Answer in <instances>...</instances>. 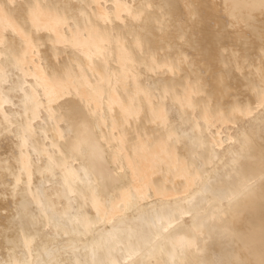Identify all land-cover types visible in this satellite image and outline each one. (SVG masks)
<instances>
[{"label":"bare ground","instance_id":"1","mask_svg":"<svg viewBox=\"0 0 264 264\" xmlns=\"http://www.w3.org/2000/svg\"><path fill=\"white\" fill-rule=\"evenodd\" d=\"M0 264H264V0H0Z\"/></svg>","mask_w":264,"mask_h":264}]
</instances>
